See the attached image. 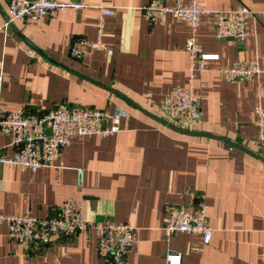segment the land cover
I'll list each match as a JSON object with an SVG mask.
<instances>
[{
	"label": "crops",
	"instance_id": "crops-1",
	"mask_svg": "<svg viewBox=\"0 0 264 264\" xmlns=\"http://www.w3.org/2000/svg\"><path fill=\"white\" fill-rule=\"evenodd\" d=\"M72 1L83 6L7 24L0 0V105L31 113L119 106L128 115L114 135L73 136L51 167L0 165V213L45 218L74 196L90 221L130 222L139 243L115 262L99 256L98 232L88 229L56 235L27 253L0 223V264H164L168 251L180 254V264H264V145L255 142L253 111L264 110V0H197L208 11L244 5L252 14L242 41L215 39L211 14L200 17L197 41L217 58L195 75L199 117L187 128L169 125L161 113L168 91L185 85L184 39L191 34L185 21L149 22L140 7L151 0ZM101 5L114 11L105 18L104 48L71 55L78 39L95 40ZM242 61L256 62L261 72L230 80L217 71ZM14 151L0 130V152ZM200 203L212 228L207 243L199 234L164 235L165 206L191 211Z\"/></svg>",
	"mask_w": 264,
	"mask_h": 264
},
{
	"label": "built area",
	"instance_id": "built-area-1",
	"mask_svg": "<svg viewBox=\"0 0 264 264\" xmlns=\"http://www.w3.org/2000/svg\"><path fill=\"white\" fill-rule=\"evenodd\" d=\"M8 9L7 24L16 19L38 20L45 15L68 8L75 10L82 3L72 0H5ZM97 16L95 40L82 37L71 47L70 54L81 56L91 49L104 48L102 37L105 18L114 14L112 8L101 5ZM149 22L162 20L167 16L185 21L191 34L184 39L186 52V79L182 87H173L166 95L161 113L169 125L187 128L199 117V95L194 91L195 75L203 71L205 61L217 58L216 54L202 50L194 33L203 15L211 14L214 22L215 39L244 40L249 31L245 20L252 10L244 5L230 9L208 11L198 7L197 0H172L164 4L151 0L140 7ZM111 53L112 50L108 49ZM32 53V50H29ZM1 69V68H0ZM227 79L251 80L261 72L254 61H242L217 70ZM3 86V73L0 70V100ZM256 125V143L264 145V110L260 105L253 108ZM127 111L119 106L111 111L92 108H69L56 106L41 113H31L23 109L6 110L0 105V130L10 135V144L15 147L12 155L0 152V165H18L31 171L51 167L58 159L62 148L70 144L75 135H97L106 137L120 130V122L127 117ZM78 183L82 181L83 170L77 169ZM165 222L162 225L167 237L174 232L199 234L207 243L212 228L206 224L207 207L204 203L188 211L184 205H167L164 209ZM0 223L7 227V235L19 244L25 252L48 244L56 235L74 236L88 229L98 232L97 252L99 256L120 262L127 252L137 246V228L130 222H93L86 218L83 200L70 196L66 198L49 217L41 218L31 214L10 215L0 213ZM164 264H180V254L166 252Z\"/></svg>",
	"mask_w": 264,
	"mask_h": 264
},
{
	"label": "water",
	"instance_id": "water-1",
	"mask_svg": "<svg viewBox=\"0 0 264 264\" xmlns=\"http://www.w3.org/2000/svg\"><path fill=\"white\" fill-rule=\"evenodd\" d=\"M29 45H30L34 50H36L37 53H39L42 57H44V58H46V59H48V60L51 61V59H49L44 53H42V51H41L40 49L36 48L35 46L31 45L30 43H29Z\"/></svg>",
	"mask_w": 264,
	"mask_h": 264
}]
</instances>
